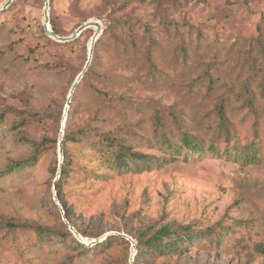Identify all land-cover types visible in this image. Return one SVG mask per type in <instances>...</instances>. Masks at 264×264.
I'll return each instance as SVG.
<instances>
[{"label": "rangeland", "instance_id": "rangeland-1", "mask_svg": "<svg viewBox=\"0 0 264 264\" xmlns=\"http://www.w3.org/2000/svg\"><path fill=\"white\" fill-rule=\"evenodd\" d=\"M7 2L0 0V8ZM44 8L45 0H15L0 14V264H264V158L244 164L187 151L175 158L162 147L140 146L169 161L140 163L141 171L130 162L133 169L124 171L91 147L68 143L71 164L61 176L64 108L96 28L73 46H57L45 31ZM51 17L63 36L89 21L101 24L96 74L80 88L74 129L84 124V105L98 87L151 105L154 111L138 123L148 134L157 110L167 133L189 131L209 145L216 140L218 105L231 103L237 136L252 137L255 116L243 103L248 94L264 92V54L256 45L259 35L264 42V0H179L161 8L155 0H50ZM118 37L126 50L119 55ZM257 105L264 119V100ZM103 108L92 105L89 114ZM108 125L105 130L116 128ZM121 127L126 137L129 127ZM33 156L30 166L8 174ZM66 214L86 244L109 233L137 243L163 226L205 234L220 226L225 242L160 259L138 260L137 248L132 257L131 243L118 239L85 252Z\"/></svg>", "mask_w": 264, "mask_h": 264}, {"label": "trees", "instance_id": "trees-1", "mask_svg": "<svg viewBox=\"0 0 264 264\" xmlns=\"http://www.w3.org/2000/svg\"><path fill=\"white\" fill-rule=\"evenodd\" d=\"M158 8L164 5L176 4L179 0H155ZM116 22H110V26L107 28H113ZM112 25V26H111ZM82 26V25H81ZM80 27V26H79ZM51 32L60 37L63 36L57 29L52 17L50 19ZM130 31L134 32L133 28ZM86 31V30H85ZM84 31V32H85ZM84 32L79 36L81 37ZM73 35V34H72ZM71 36V35H70ZM260 39L256 40V45L260 49L259 53L264 54V42L262 35H259ZM78 39L71 42H53L57 46H73L76 44ZM94 53L91 64L82 78V81L77 85L74 95L71 99L70 107L68 109L66 124L64 128L63 136V150H64V161L61 167V176H67L69 173V166L71 159L66 151L65 147L68 143H79L85 144L92 148L93 152L100 158H104L106 162L112 163L113 166L119 170L129 171L132 170L130 162H134L138 171H141V164L144 162L149 163H165L169 161L166 159H160L154 156H150L142 153L138 150L140 146H159L165 150H168L172 156L181 155L183 151L190 152L197 155L211 154L218 156L219 158L227 157L234 161H240L244 164H253L261 162L264 158V119L260 113V106L257 105L259 101L264 100V92L257 94L253 92L248 94L244 100L243 107L248 108L249 112L255 116L253 123V135L249 140L243 141L237 136V132L234 129L235 125L233 122L234 111L229 108V104L221 103L217 107V119L216 126L213 130L216 140H212L209 145H206L200 135H194L189 131L178 130L177 133L166 132V120L163 116L156 113L150 117V121L153 122L152 132L150 134L144 131L143 126L138 123L142 121V116H150L154 111L151 105L139 104L133 102L129 98H125L123 95L111 96L107 91H104L98 87H92L94 97L92 101L84 105V109L88 110V117L81 128L74 129V121L77 115L76 104L77 97L80 92L81 86L84 81L92 75L96 74V45L95 42ZM121 51L126 52L123 48V44L118 37V43L116 45L117 55L121 54ZM147 60L152 69L155 67L152 62V53L147 51ZM45 68V67H44ZM82 73V72H81ZM107 77H104V81H108ZM85 85V84H84ZM227 101V100H226ZM104 105L103 110L97 109L93 114H89L92 105L95 104ZM228 106V107H227ZM104 109H109L116 113L110 114L108 117L103 114ZM65 111V108H64ZM11 109L10 114H12ZM8 114V115H10ZM138 118V119H137ZM137 119V120H136ZM136 120V121H135ZM114 124L116 128L105 130L104 127H108ZM122 125L129 127L127 136H123L124 128ZM222 140V141H221ZM223 142V144H221ZM172 157L171 159H175ZM37 156H33L30 161L15 163L8 169V174L14 171L24 169L26 166H30ZM33 161V162H32ZM5 174H0V179ZM67 219L70 221L69 216L66 214ZM75 227V229L84 236ZM8 227L14 228L12 224H8ZM41 234H49L50 229L42 226L32 227ZM69 234H73L69 231ZM225 233L223 228L220 226L215 227L205 234L204 232L197 231L191 226H180L178 228H172L171 226H163L154 235L137 241V255L136 258L139 260L142 257H150L153 259H160L169 256L180 255L183 251L189 252L194 247H201L202 245H209L213 247L217 246L220 249L221 245L224 244L223 237ZM85 237V236H84ZM208 237V238H207ZM121 240L124 243H129L126 239L120 236H109L107 239L98 242L90 248L78 243L77 245L85 252H93L97 248L106 247L112 240ZM204 239V240H203ZM76 241V239H75Z\"/></svg>", "mask_w": 264, "mask_h": 264}, {"label": "water", "instance_id": "water-1", "mask_svg": "<svg viewBox=\"0 0 264 264\" xmlns=\"http://www.w3.org/2000/svg\"><path fill=\"white\" fill-rule=\"evenodd\" d=\"M15 0H8V2L6 3V5L3 8H0V14L5 12L10 6L11 4L14 2ZM91 27H95L96 28V33L94 35V37L92 38V41L90 43V47H89V58H88V62L84 68V70L82 71V73L77 77V79L75 80L67 103H66V107H65V111H64V116H63V121H62V128H61V132H60V137H59V149H60V156L63 160V136H64V128H65V124H66V119H67V114H68V109L70 107V103H71V99L74 95V92L76 90L77 85L80 83V81L82 80V78L84 77V75L86 74L90 64H91V60H92V56H93V52H94V44L98 39V35L99 32L101 30V24L97 21H89L84 23L82 26H80L73 35L69 36V37H60L55 35L54 33L51 32V28H50V0H45V8H44V28L46 33L54 40L58 41V42H71L73 40H75L76 38H78L85 30L91 28ZM61 165H62V161L59 164V173H61ZM64 222L68 225L69 230L74 234V236L76 238H78L83 245L91 247L95 244H97L98 242H101L105 239H107L109 236L111 235H119L123 238H125L127 241H129L131 243V247H132V257L134 256V253L136 252V248H137V243L133 240V238H131L130 236L126 235V234H120V233H109L104 235L101 239L95 240L89 244H86V242H84L82 240V236L78 233V231L75 229V227L66 219V217H64ZM133 259V258H132ZM131 263H133V261H131Z\"/></svg>", "mask_w": 264, "mask_h": 264}, {"label": "bare ground", "instance_id": "bare-ground-1", "mask_svg": "<svg viewBox=\"0 0 264 264\" xmlns=\"http://www.w3.org/2000/svg\"><path fill=\"white\" fill-rule=\"evenodd\" d=\"M82 240L84 241V239L82 238ZM85 242V241H84Z\"/></svg>", "mask_w": 264, "mask_h": 264}]
</instances>
